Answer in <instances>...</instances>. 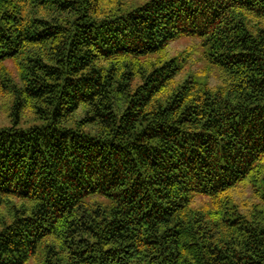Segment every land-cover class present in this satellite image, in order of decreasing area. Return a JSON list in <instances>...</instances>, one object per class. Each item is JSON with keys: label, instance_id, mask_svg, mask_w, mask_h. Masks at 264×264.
<instances>
[{"label": "trees", "instance_id": "16d2710c", "mask_svg": "<svg viewBox=\"0 0 264 264\" xmlns=\"http://www.w3.org/2000/svg\"><path fill=\"white\" fill-rule=\"evenodd\" d=\"M0 84V264H264V0H0Z\"/></svg>", "mask_w": 264, "mask_h": 264}, {"label": "rangeland", "instance_id": "374dc122", "mask_svg": "<svg viewBox=\"0 0 264 264\" xmlns=\"http://www.w3.org/2000/svg\"><path fill=\"white\" fill-rule=\"evenodd\" d=\"M196 63H199L201 65L204 64L202 62L201 63L200 62H196ZM6 65H7L8 69L11 70L12 75H14L15 72H16L14 63L6 62ZM196 66H199V65H196ZM9 114H10L9 95H8L7 92H5V89H3L1 87V84H0V123L1 124H6V123L9 122Z\"/></svg>", "mask_w": 264, "mask_h": 264}]
</instances>
